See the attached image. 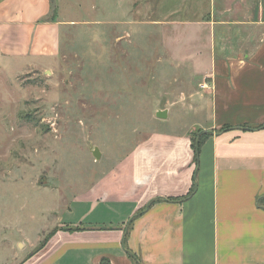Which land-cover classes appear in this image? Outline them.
Listing matches in <instances>:
<instances>
[{"label": "crops", "instance_id": "crops-1", "mask_svg": "<svg viewBox=\"0 0 264 264\" xmlns=\"http://www.w3.org/2000/svg\"><path fill=\"white\" fill-rule=\"evenodd\" d=\"M204 5L211 17L193 22L211 25L212 48L197 122L164 119L17 264H264V0ZM51 11L52 0H0V58L55 62L64 21Z\"/></svg>", "mask_w": 264, "mask_h": 264}, {"label": "rangeland", "instance_id": "rangeland-1", "mask_svg": "<svg viewBox=\"0 0 264 264\" xmlns=\"http://www.w3.org/2000/svg\"><path fill=\"white\" fill-rule=\"evenodd\" d=\"M52 13L64 21L55 62L0 58V264L42 246L73 198L163 121L196 123L210 64L211 25L193 22L211 17L204 0H52Z\"/></svg>", "mask_w": 264, "mask_h": 264}, {"label": "trees", "instance_id": "trees-1", "mask_svg": "<svg viewBox=\"0 0 264 264\" xmlns=\"http://www.w3.org/2000/svg\"><path fill=\"white\" fill-rule=\"evenodd\" d=\"M54 17V14L52 15L51 18ZM204 135V134H203ZM203 135L199 138V141L198 143L196 144V140H198V137L197 138H193V141H194V145H196L195 147L197 148V151L199 149V145L200 143L202 142V138H203ZM58 229V227H56L53 232L48 236L47 240L42 244V246H40L35 252H37L38 250H40L41 248H43L45 246V244L47 243L48 239L56 232V230ZM34 252V253H35ZM3 264H6V263H3ZM102 264H111L107 259H103L102 260Z\"/></svg>", "mask_w": 264, "mask_h": 264}, {"label": "water", "instance_id": "water-1", "mask_svg": "<svg viewBox=\"0 0 264 264\" xmlns=\"http://www.w3.org/2000/svg\"><path fill=\"white\" fill-rule=\"evenodd\" d=\"M157 116L160 117V118H166L168 116L167 112L166 111H158L157 113ZM100 151L99 149H95L94 150V155L98 158L100 157Z\"/></svg>", "mask_w": 264, "mask_h": 264}]
</instances>
